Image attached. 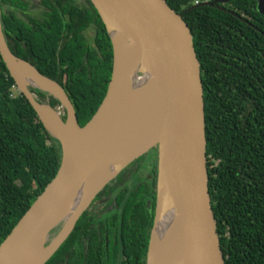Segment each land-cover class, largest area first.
I'll list each match as a JSON object with an SVG mask.
<instances>
[{
  "label": "water",
  "instance_id": "obj_1",
  "mask_svg": "<svg viewBox=\"0 0 264 264\" xmlns=\"http://www.w3.org/2000/svg\"><path fill=\"white\" fill-rule=\"evenodd\" d=\"M90 1L107 31L113 59L106 94L83 127L78 125L63 88L9 50L0 7V58L17 91L61 150L55 177L0 244V264H45L104 187L151 150L157 152L156 204L146 264H168L174 259L178 264H224L208 191L200 63L187 24L165 0ZM255 9L264 16V0H256ZM131 71L143 79L142 84L129 86ZM31 80L43 86L33 85ZM132 88L136 93L127 99V105L119 107L117 98ZM32 90L57 100L66 119L58 107L39 102ZM39 107L47 108L62 126L72 121L66 138L47 126ZM101 169H110L112 175L76 207L68 223L61 219L73 192ZM167 204L174 209L176 223L152 254L157 214ZM55 238L44 255L43 249Z\"/></svg>",
  "mask_w": 264,
  "mask_h": 264
},
{
  "label": "trees",
  "instance_id": "obj_2",
  "mask_svg": "<svg viewBox=\"0 0 264 264\" xmlns=\"http://www.w3.org/2000/svg\"><path fill=\"white\" fill-rule=\"evenodd\" d=\"M165 1L182 15L200 63L208 191L224 264H264V16L255 9L256 0L211 6L199 5L201 0ZM95 14L102 34L95 38L97 51L92 50L88 66H67L64 72L58 65H33L63 88L80 127L96 113L112 72L111 42ZM1 18L4 36L6 14ZM14 86L0 58V244L55 177L61 160L58 142L45 131L26 98L14 92ZM32 92L39 102L59 106L46 93ZM141 162L142 158L134 161L125 171ZM136 188L125 202V212L132 219L131 226L125 225L133 240L139 226L143 228L146 235L140 252L145 264L155 214L154 206L147 211L145 198L152 194L153 205L155 180ZM87 219L86 209L45 264H58L71 251L69 246ZM134 244L129 241L125 247Z\"/></svg>",
  "mask_w": 264,
  "mask_h": 264
},
{
  "label": "flooded vegetation",
  "instance_id": "obj_3",
  "mask_svg": "<svg viewBox=\"0 0 264 264\" xmlns=\"http://www.w3.org/2000/svg\"><path fill=\"white\" fill-rule=\"evenodd\" d=\"M216 3L225 4L212 2ZM94 10L90 0H4L5 42L32 66L58 65L64 72L67 66H88L92 50L97 51L95 38L102 34ZM62 81H66V74ZM140 158L139 165L125 171L133 161L94 198L82 233L58 264H142L140 247L146 234L139 226L136 240L132 239L133 233L125 225L132 223L130 213L125 212L126 200L139 184L150 186L154 180L156 195L157 152L151 150ZM155 203L156 199L151 205L152 194L146 196L148 212ZM129 241L135 244L126 248Z\"/></svg>",
  "mask_w": 264,
  "mask_h": 264
},
{
  "label": "bare ground",
  "instance_id": "obj_4",
  "mask_svg": "<svg viewBox=\"0 0 264 264\" xmlns=\"http://www.w3.org/2000/svg\"><path fill=\"white\" fill-rule=\"evenodd\" d=\"M112 37L115 38V35L111 33ZM143 79L137 77L135 75V72L131 71L129 74V86L134 87V84H142ZM31 84L36 86H43L41 83L37 81H30ZM137 89L132 88L130 91H128L126 94L120 95L117 100L116 104H118L119 107L127 105V99L132 97L136 93ZM147 98V96L145 97ZM42 116L44 117V120L47 124V126L58 134L61 138H66L67 133L70 132V127H72L73 123L72 121H68V123L65 126H62L59 123V120L57 117L52 114L47 108L39 107L38 108ZM111 109H113L111 107ZM115 112L113 111V114ZM107 115L104 119H108ZM79 132L76 129V134ZM112 175V171L109 169H101L97 171L96 173L92 174L88 179L85 180L71 195L68 202L65 204L62 213H61V219L64 218L66 222L68 223L72 217V214L76 207L83 201L88 200L95 192L96 190L103 184V182L109 178ZM168 206L164 207L162 211L158 212L155 227L152 233V240L150 244V252L153 254L160 246L162 240L167 236L169 231L172 229V227L176 223V218L174 214V209L169 208ZM56 238L52 241V243L45 247L43 249V254H47L51 247L55 244ZM168 264H178L177 260H171Z\"/></svg>",
  "mask_w": 264,
  "mask_h": 264
},
{
  "label": "rangeland",
  "instance_id": "obj_5",
  "mask_svg": "<svg viewBox=\"0 0 264 264\" xmlns=\"http://www.w3.org/2000/svg\"><path fill=\"white\" fill-rule=\"evenodd\" d=\"M198 1H199V0H198ZM201 1H203V2H205V1L208 2L209 0H201ZM56 109H57V108H56ZM58 109H60V111H59V112H60V116H61L62 118H64V119H66V115H65V113L61 110L60 107H58ZM113 180H114V179H113ZM55 233H56V232H55ZM55 233H53L51 237H53Z\"/></svg>",
  "mask_w": 264,
  "mask_h": 264
},
{
  "label": "built area",
  "instance_id": "obj_6",
  "mask_svg": "<svg viewBox=\"0 0 264 264\" xmlns=\"http://www.w3.org/2000/svg\"><path fill=\"white\" fill-rule=\"evenodd\" d=\"M13 90H15L14 92H17V89H16V87H15V86L13 87Z\"/></svg>",
  "mask_w": 264,
  "mask_h": 264
}]
</instances>
